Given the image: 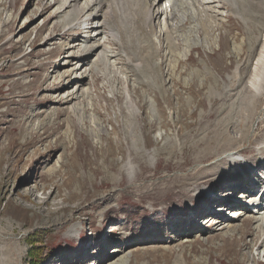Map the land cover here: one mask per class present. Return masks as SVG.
<instances>
[{
  "label": "rangeland",
  "instance_id": "obj_1",
  "mask_svg": "<svg viewBox=\"0 0 264 264\" xmlns=\"http://www.w3.org/2000/svg\"><path fill=\"white\" fill-rule=\"evenodd\" d=\"M57 5L48 8L45 0H0V264H31V258L36 264H110L111 261L118 264H264V247L259 249V244L254 245L260 240L262 230L257 231L252 221L247 223L244 217L237 222L246 233L243 237L240 231L236 232L235 242L226 237V229L215 231L207 222L204 232L195 223L201 215L209 214L208 207L222 200L220 190L210 200L204 192L197 195L194 188L198 184L203 189L208 184L202 183V176L214 178L215 172L210 168L215 152L222 145L227 147V142L221 139L223 133L237 135L234 128L243 120L245 99L248 100L246 96L241 97L243 86L236 87L229 98L223 94L221 98L211 99L210 86H215L217 79L216 87L223 91L228 76L235 72L240 78L245 77L243 85L248 82L260 47V42L250 40L256 35L255 30L248 36L239 27L241 21L234 17L233 21L228 20L229 12L225 9L204 12L202 19L190 27L207 24L203 30L207 34L196 33L192 27L190 30L178 28L174 32L178 38L174 40V49L170 51L166 43L164 48L170 53L165 49L156 54L159 59L156 61L154 57L157 64L153 63L159 65L151 62L147 69L142 68L144 71L132 73L137 74L134 79L137 83H132L130 73V77L123 76L122 71L104 61L97 64V72L88 69V73L84 66H78L76 57H72L71 63L61 64L63 54L76 49L62 50L60 46L71 43L69 38L77 35L60 38L69 19L64 13L61 17L57 15L60 18L50 15ZM50 34L57 38L49 40ZM210 34L215 39L212 47L205 39ZM184 37L195 38L184 42ZM240 43L242 48L236 54L234 45ZM153 67L160 70L154 72ZM65 78L68 82H63ZM149 79L153 81L149 83ZM199 79L206 82L203 88L199 86ZM160 80L164 81L163 85ZM110 86L121 87V99L112 98ZM78 87L79 91L82 88L89 91L82 104V123H72L75 117L71 116L60 134L49 138L54 142L61 136L60 142L69 143L65 146L68 149L65 156H61L64 145L51 150L53 156L45 154L47 145L42 141L36 145L38 153L33 147L26 154L22 152V142L31 138L28 127L38 126L52 109L74 104L76 101L62 104L59 100L63 91ZM176 90L180 94L174 93ZM31 112L40 115L24 125L27 130L24 135L18 124ZM67 117L68 113L61 111L56 121ZM131 125L133 128L129 129ZM262 132L258 131V137ZM256 145L251 143L247 151ZM133 147L139 153L136 156L130 149ZM254 156L255 152L246 155L249 159ZM128 162L134 166L131 172L127 169ZM230 165L221 162L215 168L217 175L232 176L235 167ZM55 166L61 167L60 175L47 180L44 174ZM35 180L47 187L36 188ZM30 188L36 191L33 195ZM227 189L237 192L233 187ZM71 191L76 198L61 203ZM49 194L52 201L59 202L57 206L52 201L49 205L41 203ZM54 194H59L58 198ZM63 206L69 208L58 209ZM225 215L227 220L232 219V214ZM244 221L246 225H242ZM107 224L118 229L108 235ZM71 229L77 231L74 237L68 236ZM10 242L19 251L10 256L16 263L3 261L4 245ZM32 242L37 246L33 250ZM38 253L41 255L36 262L34 256Z\"/></svg>",
  "mask_w": 264,
  "mask_h": 264
},
{
  "label": "bare ground",
  "instance_id": "obj_2",
  "mask_svg": "<svg viewBox=\"0 0 264 264\" xmlns=\"http://www.w3.org/2000/svg\"><path fill=\"white\" fill-rule=\"evenodd\" d=\"M45 4L48 8H52L54 4H58L57 7H55V9L53 10V12H51L50 15H55L56 17H58L57 15H60V17H61L62 13H64L66 18L68 17V19H69V20L64 19L65 21H67V20L68 21L64 25L63 31L60 33L61 39L64 37H67L68 35H71V34L77 35V36H73V37L69 38L71 43H67L66 46L65 45L60 46V49H62V50L66 49V48L76 49L74 51L68 52L69 51L68 50L67 52H65L63 54V57H62L63 62L61 64L71 63L72 57H76L77 60L79 61L78 66L83 67V66H85V64H87V65L90 64V67H87V66L85 67V69H84L85 72L88 69L91 72L94 70H96V72H97V69H96L97 64L101 61H104L108 66L112 67L113 69H117L118 71L121 70V71L127 72L128 74H129V72H132L133 74H134V72L137 73V71H139L140 69H142L144 67L146 68L147 65L149 66V64L151 62L153 63V62L157 61V60L155 61L154 57L157 58L155 55L159 54V52H161L163 50V48L165 46H167L166 43H168V46L170 47V51H171V49H174V47H175L174 40L176 39L174 32L178 28H184V27L186 28L187 27L190 30V28L192 27V26L190 27V24L193 22H196L197 19H200L201 17H203L202 15L204 12H205V14H206V12H209V11H211L213 13V12H216L217 10H220V8L225 9L229 12V14L227 15L228 20L233 21V17H234L239 22L241 21L242 24L239 27L244 29L245 33H247L248 36H251V34H254L251 32H253L255 30L256 35L254 37H250V40L254 39L257 42H260V47L258 49L256 58L254 59V63L252 61L253 67H252L249 79H247L248 82L243 85V82L245 83L243 78H245V77L240 78L238 76V72H235L234 74H231L230 76H228V79L226 80V86H225V89L223 91L219 90L216 87L218 84L217 79H216L215 83H213V84H215V86H210L209 91L211 92V97H210L211 99H214L216 97L221 98L223 94H227L228 96L227 97L225 96V97L229 98L231 96V94H233L232 92L235 90L236 87L243 86L241 97L246 96L248 98V100L245 99L246 105H245V115L243 117V120L241 122L239 121L240 122L239 124H237V125L235 124L236 125V126L234 125L235 128L233 127L234 131L237 133V135L232 136L229 134V132H225V133L222 132L223 136L221 139L223 141L227 142V147L222 148L223 147V145H222V147L218 148L215 152V156H214V163L215 164L212 163L213 167H211L212 164H210V167H211L210 169H213V172H215L213 174L214 178L211 179L209 176L207 177V175L202 176L204 178L201 180L202 183H208V184H205L203 189H200L199 185L196 184L194 191L196 192L197 195H200L201 192H204V193L208 194L207 196H209L210 200H214V198L217 197V195H216L217 191L220 190L222 193L221 195H223L221 201L229 202V204H231L229 206H235L236 204H238V205H241V204L238 202V200L235 197V191H233L231 189H227V187L228 188L233 187L237 191V187H240V188L241 187H250L253 185V188L256 189L259 186V182L261 181L262 176L261 175L259 176V173H257V170H255V167L257 166L256 169H258V167L264 168V0H164V1L163 0H157V1L156 0H45ZM104 6L107 7V9L104 10L103 9ZM213 6H214V8H212ZM101 16L104 18L103 20L101 18H99ZM60 17H58V18H60ZM209 19H210V17H209ZM227 21H225L226 26H227ZM208 24H210V22ZM212 24H210V25H212ZM205 25L203 23H200V24L198 23L197 26L194 25L191 29H192V31H194L196 33H198V32L201 33V31H203L204 29L206 30L205 27H208L207 24H205ZM213 27L214 26H212V28ZM227 27L231 28L230 26H227ZM157 28H160V30L158 31ZM91 29H94V32L90 33L87 36H84L85 39L81 38V35L83 32H85V31L90 32V31H92ZM213 29H215V27ZM213 29H212V31H214ZM74 30H75V32H73ZM156 30L160 33V37H163V40H164V43H162L160 46L157 45V42H156V39L154 36V33L157 32ZM222 30H223V27H222ZM114 31H116L117 34H115ZM178 31L181 32L180 30H178ZM202 33H204V31ZM205 33L207 34V32H205ZM214 33H216V31ZM178 36H179V34H178ZM184 36L187 37L186 35H184ZM185 37H184V39H185ZM55 38H57V37L53 36V34H50L48 36V39L52 40V41ZM194 38L192 39V38L188 37L187 39L184 40V42H187L190 40L193 41ZM199 38H201V37H199ZM48 39H47V41H48ZM205 39L209 43V47H212L213 46L212 43H214V41H215L213 35L210 34V35L206 36ZM220 39H221V37L219 38V41H220ZM236 39H238V37ZM47 41H45V42H47ZM242 41H244V40H242ZM175 43H177V42H175ZM204 43H205V41H204ZM241 43L234 45L233 52H235L236 54L240 53V50L242 48ZM196 44L197 43H195V45ZM111 46H117L118 49L117 50H114V49L111 50L109 48ZM179 47H180V44H179ZM184 48H187V47H184ZM212 49H214V48H212ZM170 51H169V53H170ZM93 54H96V57H97L95 61L90 59V57ZM179 55L181 56V54H179ZM173 57H175L174 54H173ZM65 58H67V59H65ZM85 58L88 60V62H86ZM166 58H167V56H166ZM176 60H177V58H176ZM89 61H91V63H89ZM107 62H109V63H107ZM168 62H169V60H168ZM168 62H166V63H168ZM175 63H177V62H175ZM153 64H155V63H153ZM156 64H157V62H156ZM248 64H250V63H248ZM158 65H156V66H158ZM162 65H164V64H162ZM171 65L173 66V63ZM116 66H118V67H116ZM245 67H246V65H245ZM219 68H221V67H219ZM152 69H155L154 72L156 70L157 71L160 70L159 68L156 69L155 67H153ZM173 69H176V66H174ZM149 70H150V68H149ZM149 70L148 71L146 70V72L148 73L150 71H153V70H150V71ZM238 70H239V68H238ZM117 72H116V74H117ZM207 73L209 75L211 74L210 71H207ZM152 74H154V73H152ZM208 74H206V75H208ZM159 75H161V73L160 74L158 73V76ZM171 75H173V74H171ZM136 76H137V74H136ZM138 76L140 77V75H138ZM144 76H146V75H144ZM214 78H217V77L215 76V77H213V79ZM48 80H49V78L47 79V83L49 82ZM63 80H64L63 82H68V81H65L66 78ZM183 80H185V79H183ZM190 80L193 82V80H194L193 77L190 78ZM199 80H195V82H198ZM150 81H151V79H149V83H150ZM160 81L162 82V85H163L164 81H162V80H160ZM172 81H173V79H172ZM180 81H182V80H180ZM219 81H220V79H219ZM199 82H200L199 83L200 88H203V85L206 84V82L201 81V80ZM31 83H34V82H31ZM138 83L140 84V82H138ZM156 84H157V82H156ZM213 84H211V85H213ZM175 85H178V84L175 83ZM207 85H209V84H207ZM45 88H47V87H45ZM110 88H111V86H110ZM208 88H209V86H208ZM110 90L113 94L112 98L114 97L117 100L121 97V95H120L122 93L121 87H112ZM130 93H131V91H130ZM174 93H179V92H177V90H176ZM88 94H89L88 89L82 88V90L79 91V87L77 90L71 89V90L63 91L61 99L59 100V101H61L62 104H66V103L71 104L73 101H76V102L74 104H71L70 106L64 108V109H60L59 107H56V108L52 109L51 111H49L48 113H46V119L40 120L38 126H35V124H32V126L30 125V127H28V128L30 130L29 132H30L31 138L29 140H25V141L23 140L24 142H22V150L21 151L26 154L29 151V149L31 147H33L34 150L36 151V153H38L39 148H37L36 145L41 141L47 145V148L45 150V152H47V153H45V154H47L49 156H51V155L53 156V154H51V150L56 149L60 145H64L63 147H65V146L68 147L69 143L67 141H66V143L62 142V140L60 142L61 136H57L56 139L54 140V142H51L49 138L51 136H53L54 134H57V135L60 134V130L62 129V127L65 126V124L68 121L70 123L71 116L75 117V119L71 121L72 123H74V124H81L82 123V116H83L82 112L84 110V107L82 104H83V100L86 99ZM82 97H83V99L81 100ZM166 98H167V100L172 99V98L170 99V97H166ZM61 111L68 113L69 117H67L66 119H60L59 121H56L57 118H59ZM41 112H43V110ZM39 115H40V113H32L31 112L29 114V116L27 117V119L24 120V122H23L24 124L22 122H20V124H18V126L21 127V133L22 134L25 135L27 133L26 132L27 130L25 127L26 124H28L29 122H32V120ZM21 121H23V119ZM131 128H133V125H131L129 127V129H131ZM260 130H262L263 132L258 137V131H260ZM129 131H132V130H129ZM100 135H101V133H100ZM130 142L133 144V141L131 139H130ZM254 142L257 143V145L254 147V149H252L251 151H247L246 147L249 146L251 143H254ZM222 143H224V142H222ZM130 149L132 151V154H134L135 156H136V154H139V153L135 152L136 149H134V147L130 148ZM65 151L66 152L68 151V149L66 147L64 148V152L61 155L62 157L65 156V154H66ZM131 151H130V153H131ZM203 151H205V150H203ZM254 152H255L254 157H252L250 159L246 157L247 154H251ZM40 153L42 154V152H40ZM45 154H43L41 156H44ZM205 156L206 155H204V157ZM203 161L204 160H201V162H203ZM130 162H131V160H130ZM130 162L127 163V169L131 172L133 170L134 166ZM221 162L222 163L226 162L228 164H231L230 166L233 165L235 167L236 172L234 171V174L232 176L225 175L224 173L222 175H217L218 172H216L215 168L220 167ZM62 165H64V164H62ZM124 166H125V163H124ZM220 169H222V167ZM230 169H231V167H230ZM199 170H200V168H199ZM243 170H245V171L242 172ZM200 171L203 172L204 169L200 170ZM238 171H239V173L235 174ZM254 171H256V174L254 173ZM241 172H242V174H241ZM60 173H61V167L58 169L55 166V167L49 168L47 170L46 174H44V176H46L45 178L47 180H51L56 176V174L60 175ZM255 175L257 176V178H255ZM205 177H207V178H205ZM41 181H43V180H41ZM35 182H36L35 183L36 188L42 189V188L47 187L43 184L40 185L39 182H37L36 180H35ZM210 186H211V188H209ZM30 189H31L30 194L33 195L34 192H36V191L34 190V188H30ZM170 189H172V188H170ZM263 191H264V189H262L261 193ZM241 194H242V196H244L245 191H242ZM31 195L27 194L26 196H31ZM58 195L57 196L55 195L54 198H58ZM255 195H257V194H255ZM51 196H52V194L47 195V197H45V200H43L41 203H43V204L47 203V205H49V203H51V201H52ZM74 197L76 198L75 194L71 191L68 193V195L65 198H63L61 203L69 201V199H72ZM254 197L255 196H253L252 198H254ZM52 202L56 206H57V204H59V202H57V201H52ZM242 206L246 207L245 204H242ZM66 207L67 206L58 207V209H64ZM68 208H66V209H68ZM219 209H224V207L222 206ZM228 211L229 210L226 211V214L228 213ZM231 211L234 212L233 214H236V217H234L232 219L228 218V220H227L226 219L227 216L224 215L222 212L216 211L214 208V205H212L210 208L208 207V212H209L208 215L209 216H207L206 218H200L195 223L199 224L200 227L203 228L204 232H205V230H207V228L205 227L207 222L210 224L209 227H211L215 231L226 229V231H227L226 237L229 238V240H232L233 242H235V235H236L235 233L236 232L240 231L239 233H241V236H243V237H244V234L246 233L244 228L241 227V225L237 224L238 221L243 220V218L245 217V220H247V223L252 221L253 226L256 227L255 229H257V231H259L260 229L262 230L260 240H258V242H255V244L254 243L253 244L256 246H258V244H259V246L257 247L259 249L262 246L264 247V207H263V209H261V208L258 209L255 206L251 210L250 209H248V210L244 209L243 210L239 206H237ZM49 214H50V212H49ZM201 214H203V211ZM242 225H246V221H244V223ZM234 229L237 231H235ZM75 235H77V231L75 229H71L69 231L68 236L74 237ZM223 236H224V234H223ZM248 243L249 242H247V244ZM4 247L6 249V252L2 255L3 256L6 255V257L4 256L3 257L4 259L2 258L3 261H5V262L7 261L8 263H16V260L14 258H10V256L15 254V253H18L19 251L17 249H14V247L12 246V242L7 243V245H4ZM113 250L117 251L118 249H113ZM113 250H111V251H113ZM259 254H261V253H258V255ZM250 258L251 257L249 256V260H250ZM253 259L255 260L256 256H254ZM125 261L123 260V262H125ZM91 264H100V263H94L93 262ZM110 264H118V263H116V261L115 262L111 261Z\"/></svg>",
  "mask_w": 264,
  "mask_h": 264
},
{
  "label": "trees",
  "instance_id": "obj_3",
  "mask_svg": "<svg viewBox=\"0 0 264 264\" xmlns=\"http://www.w3.org/2000/svg\"><path fill=\"white\" fill-rule=\"evenodd\" d=\"M31 246H32V249H31V250H33L35 247H37V246H36V242H32V243H31ZM40 255H41V254L38 253L37 255L34 256V259L36 260V262H38V259H39V256H40ZM32 261H34L33 258H31V263H32V264H36V263H33Z\"/></svg>",
  "mask_w": 264,
  "mask_h": 264
}]
</instances>
